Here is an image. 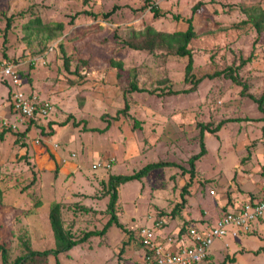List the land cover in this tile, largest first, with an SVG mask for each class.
Wrapping results in <instances>:
<instances>
[{"label": "rangeland", "instance_id": "obj_1", "mask_svg": "<svg viewBox=\"0 0 264 264\" xmlns=\"http://www.w3.org/2000/svg\"><path fill=\"white\" fill-rule=\"evenodd\" d=\"M152 1L167 15L154 18L144 0H0V131L6 130L0 139V244L11 257L21 252L23 234L35 249L54 246L52 202L62 203L64 227L74 234L101 230L110 216L109 176L148 163L166 165L117 187L123 228L112 223L101 236L59 254V264H140L143 226L162 220L156 237L165 239L185 220L221 215L228 192L234 203L263 192L262 113L240 85L213 74L232 68L249 93L264 92V29L258 36L247 21L262 17L264 0ZM190 16L197 84L186 80L187 56L134 50L123 42L146 26L184 30ZM36 19L51 30L27 26ZM8 66L19 73L24 95L51 104L46 117L22 123L3 110L9 103L2 68ZM133 82L142 91H130ZM221 122L215 133H204L206 153L190 174L189 159L200 150L199 123L214 128ZM109 159L110 167L92 166ZM182 194L185 203L175 211ZM256 227V234L240 235L245 248L240 237L217 240L213 260L203 264H264V225ZM49 264H56L54 257Z\"/></svg>", "mask_w": 264, "mask_h": 264}, {"label": "trees", "instance_id": "obj_2", "mask_svg": "<svg viewBox=\"0 0 264 264\" xmlns=\"http://www.w3.org/2000/svg\"><path fill=\"white\" fill-rule=\"evenodd\" d=\"M144 1H145V5L147 7H149L150 11L152 12V15L154 18L164 17L167 15V12L165 10H161L155 4V2H153L152 0H144ZM111 12L112 11L105 13V14H102V16L105 19H107L108 16L111 14ZM84 13H87V12H84ZM77 14L78 13H76V15ZM76 15H74L72 17V19ZM173 17L175 19L179 18L178 15H175V16L173 15ZM262 19H264V12H262V17H260L258 19H255L252 16H249L247 19V21H252L258 36L262 33V31L264 29V22L261 21ZM10 21H11V18H8L6 21L5 30L9 29ZM185 22H186L187 26L184 30H176V31H172V32H162V31L155 30L152 26H146L142 30L132 32L127 39L123 40V42L126 46H128L134 50L154 51L157 49L158 50L164 49V50H167L168 52L175 54L177 56H180V57L187 56V64L185 67L186 80L188 81V77H189V80H191L194 84H197L199 82V80L193 78L192 73H191L193 60H192L191 50L189 48V43H190L191 39L196 34L194 27H193V23H192V16L185 19ZM27 26H31V27H35V28L41 27L40 29L44 30L46 32L51 30L50 28L47 30V27L44 24H41V22L38 19L30 21L27 24ZM61 27H62L61 24H56V29L58 31H60ZM51 32L54 33L55 30H52ZM4 35H5V33H4ZM46 38L50 39L51 35L46 36ZM5 41H6V39L4 40V42ZM63 57H64V65L67 66V64H68L67 60L68 59L66 58L65 53H63ZM110 63L113 66L119 67V69L122 67L121 62L111 60ZM13 71L19 80V82L16 84L13 83L10 75L3 74L5 77L4 85L8 89L5 98L7 99V103H9V104H7V107H5L3 110H5V112L8 113L9 116L11 115L14 118V120H16V121L18 120L21 122L23 117L20 114L15 115L16 112L13 110V107L11 105V97L10 96L14 92V90L22 98H26L28 100H31L33 97H35L34 105L37 107L36 109H38V107L40 105H43L45 102L43 99H39L35 95H30V94L24 95L20 89V86L22 84L21 77L15 69ZM220 74H224L226 77H228L232 81H234L237 85H240L242 87L241 95L248 96L257 104L258 109L262 113V120L264 121V92L258 96L249 93L248 92V85L239 78V75L237 73L233 72L232 68H224L220 71H216V72H214L213 76L220 75ZM16 88H17V90H16ZM129 90L130 91H135V90L136 91H142V89L139 88L135 82L130 84ZM127 107H128V105L125 104L124 109H127ZM122 112L126 113V110H122ZM6 113H5V115H6ZM46 116L47 115H45V116H36L35 115V117L29 119L28 122L29 121H30V123L35 122L37 119L44 118ZM222 123H225V122L219 123L214 128H211L209 126V124H207V123L206 124L205 123L204 124L199 123L200 150L195 155H192L189 159V163L191 165V170H189L190 174H193L194 161L198 160L201 156H203L206 153V148H205V144H204V137H205L204 133L205 132L215 133V131L219 130V128L223 125ZM5 131L6 130L0 131V139L3 138ZM164 165H166V164H164V162H153V163H148V164L142 166L139 170H137L136 172L129 174V175H127V174L126 175L111 174L109 176L108 185H109L110 199H109V202L107 205L106 212L110 216L108 218L107 223L104 224V226L102 227L101 230L84 231L81 236L74 234L73 232H71V230L64 227V220H63V216H62V212H61V209L63 207L62 203L52 202L50 205V208H49V212H48V219H49L50 228H51V232H52V236H53L54 246H52L50 248H44V249H35L32 245L31 237L27 236L26 234H23L19 237L20 238L19 242H20V246H21V252L18 253L15 257H11V253L9 252V250L0 244V261H1V264H49V259L51 257H54L56 264H59V262H58V255L59 254L67 252L68 250H71L74 246H77V245L84 243L90 237L97 236V235L101 236L104 233V231L112 223H114L119 228H123L122 224L119 222V220L117 218L116 210H115V203L117 200V187L121 183H125V182L130 181V180H140L142 177L148 175V173H150L152 170H154L156 168H160L161 166H164ZM32 183H34V178L29 182V184L26 185V187H29L30 185H32ZM183 193H187L186 186L183 187ZM253 199L254 198H251L249 200L252 201ZM184 203H185V198L182 194V201L178 205H176L175 211L176 210L181 211L182 205ZM222 208L224 209V212L219 217H217L215 219V221H213L212 223H210L209 221H204L205 219H203V218H201L200 220H196L194 218H190L188 220H185V222H183L180 225V227L177 231L178 237H184V235L192 227H194L196 229H204V228L211 227V226L215 225L216 221L218 219H220L225 212L234 211L236 209V206L233 205V201H232V198H231L229 192L227 193V201L222 206ZM84 211H85V209H84ZM172 213H174V212H172ZM160 214L163 215L164 212L161 211ZM262 217H263V215H262ZM262 217H260L257 220L256 224L258 223V221L260 219H262ZM159 221H161V223H163L162 220H159ZM132 237H133V235H132ZM228 238H230V237H228ZM220 239H222V238H220ZM233 239H239V237H235ZM215 241L213 242V244L215 243ZM139 243L141 245L140 240H139ZM213 244H212V246H213ZM212 246H211V248H212ZM121 248H122L121 249V251H122L123 246ZM211 248H210V252H211ZM261 250L262 249H257L255 251V253H259ZM210 252L207 255L206 260L203 263L212 260ZM230 260L234 261V257L230 258ZM226 261L227 260H223L222 262H220L218 264H224V263H226Z\"/></svg>", "mask_w": 264, "mask_h": 264}, {"label": "built area", "instance_id": "obj_3", "mask_svg": "<svg viewBox=\"0 0 264 264\" xmlns=\"http://www.w3.org/2000/svg\"><path fill=\"white\" fill-rule=\"evenodd\" d=\"M4 74L11 76L13 83L19 80L10 67H3ZM1 70V71H2ZM11 105L23 119L21 122L29 120L36 116L48 115L51 111V104L45 102L38 109L34 105L35 97L31 100L20 97L17 92L11 94ZM112 159L103 163L95 162L92 166L97 168L103 166L110 167ZM264 213V194L259 200H248L236 207L234 211L225 212L215 225L196 229L190 228L184 237H178L177 232L167 238L158 240L156 231L161 221L152 226H146L139 229V239L142 246V262L140 264H202L210 252V248L216 239L223 237H240L252 231L257 220ZM174 238V240H173Z\"/></svg>", "mask_w": 264, "mask_h": 264}, {"label": "crops", "instance_id": "obj_4", "mask_svg": "<svg viewBox=\"0 0 264 264\" xmlns=\"http://www.w3.org/2000/svg\"><path fill=\"white\" fill-rule=\"evenodd\" d=\"M264 7V6H263ZM260 191V189L257 191V192H255L254 193V199L253 200H259L260 198H261V196L263 195V193H264V188L261 190V191H263L262 193L261 192H259ZM249 199H251V197H248ZM249 199H247V201L249 200ZM245 201L246 200H243V201H241L242 203L244 202L245 203ZM246 201V202H247ZM241 202H239V203H234L233 202V205L234 206H238V205H240V204H242ZM222 207V206H221ZM205 217H206V219L204 220V221H209L210 223H212L213 221H215V219L217 218V217H219L220 216V213L218 212V216L214 219L210 214H209V216H207L206 215V213H205V215H204ZM206 225V224H205ZM263 226L264 225V220H263V217H262V219H260L259 221H258V223L253 227V229H252V231L251 232H254V234H256L257 233V231H256V226ZM256 227V228H255ZM168 228H163L162 229V233H164V231L166 232V230H167ZM178 229H179V226H176L175 228H173L170 232H167V233H173V234H175L177 231H178ZM242 237V236H241ZM241 237H240V239L238 240V242L237 243H241V246L242 247H244L245 248V246H243V244H242V240H241ZM217 240H221V239H217ZM216 240V241H217ZM215 241V242H216ZM233 243L234 244H236V242L235 241H233ZM224 245H225V243H224ZM233 245V244H232ZM214 246H212V248H211V252H210V255H211V257H212V260H213V250H215L216 249V247H214ZM257 250V249H256ZM256 250H253V252H255ZM256 254V253H255ZM258 254V253H257ZM137 255H139L140 256V253L138 252V254ZM246 264H248V262H246Z\"/></svg>", "mask_w": 264, "mask_h": 264}, {"label": "clouds", "instance_id": "obj_5", "mask_svg": "<svg viewBox=\"0 0 264 264\" xmlns=\"http://www.w3.org/2000/svg\"><path fill=\"white\" fill-rule=\"evenodd\" d=\"M28 120H26V121H23L22 123H25V122H27Z\"/></svg>", "mask_w": 264, "mask_h": 264}]
</instances>
